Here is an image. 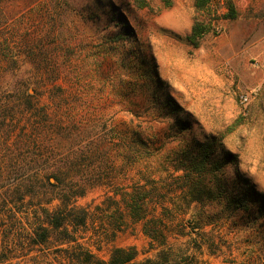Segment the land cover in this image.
Segmentation results:
<instances>
[{"label": "rangeland", "instance_id": "1", "mask_svg": "<svg viewBox=\"0 0 264 264\" xmlns=\"http://www.w3.org/2000/svg\"><path fill=\"white\" fill-rule=\"evenodd\" d=\"M234 7L236 18L225 19V0H214V29L192 49L185 37L194 0H0V207L3 199L16 200L11 193L28 176L39 188L33 200L9 205L24 213L0 214V264H74L67 257L79 245L103 260L113 247H134L130 264H161L140 225L114 215L108 200L110 190L125 184L130 138L141 137L152 153L134 171L148 164L155 178L173 172L178 152L221 139L220 152L237 158L229 174L264 195V23L253 20L264 15L253 14L244 0ZM102 143L114 169L101 165L94 149L81 170L108 181L75 200L89 214L87 227L70 247L59 236L31 245L43 185L53 175L64 184L82 178L76 156ZM206 210L215 217L211 225L171 234L173 260L264 264L258 205ZM197 212L192 205L184 218Z\"/></svg>", "mask_w": 264, "mask_h": 264}, {"label": "trees", "instance_id": "2", "mask_svg": "<svg viewBox=\"0 0 264 264\" xmlns=\"http://www.w3.org/2000/svg\"><path fill=\"white\" fill-rule=\"evenodd\" d=\"M213 1L194 0L196 16L189 34L185 37L192 49H198L203 38L214 29L217 16H211L209 12ZM225 8L227 12L223 17L235 19L237 11L232 0H225ZM202 13H206L208 17L199 18ZM119 38L112 41H117ZM182 129H185L183 124ZM112 146V149L118 153L117 157L124 158L119 154L121 151L119 145L112 144ZM127 147L124 159L128 165L125 175L123 174L125 184L121 188L110 190L108 200L113 205L114 215H124L130 224L140 225L141 233L147 238L149 248L157 249V258L161 260V264H185L173 260L170 236L171 234L191 235L203 230L206 225H211L215 217L206 210L207 207L223 204L234 213L249 211L258 205L260 215H264V195L257 192L255 187L244 178L232 177L229 174V168L232 163H237V158L230 153L220 152L223 151L221 139L214 137L204 143L196 142L194 149L178 152L172 160L173 172L159 178L153 177L151 171H146L151 167L148 164L134 171L139 160L152 156L145 140L141 137L130 138ZM94 149L101 153L100 164L114 169L113 163L108 158L110 149L107 144L102 143L95 144L94 148H89L76 156V169H78L76 177L79 174L82 177L76 179V182L64 184L59 176H51L50 181L48 179L47 184L43 185L42 194L45 200L40 199L37 204L39 208L32 212L39 222L32 229L29 239L31 245L43 246L54 236H59L60 244L70 247L76 241V234L87 227L89 214L85 208L76 206L75 200L84 196L91 188L104 187L105 181H108L102 178L101 172L87 174L81 170L84 159L92 155ZM37 188L31 176L19 181L16 192L11 193L18 194L16 200L3 199L0 214L24 213L9 205L21 203L25 197L33 200L38 196ZM54 202L53 208H50ZM192 205L198 206L197 215L192 219H185ZM212 243L205 245L209 249L214 245ZM136 256L137 250L134 247H113L108 260H103L88 248L79 245L78 249L67 258L74 264H130ZM187 259L190 260L189 264H196L194 258Z\"/></svg>", "mask_w": 264, "mask_h": 264}, {"label": "crops", "instance_id": "3", "mask_svg": "<svg viewBox=\"0 0 264 264\" xmlns=\"http://www.w3.org/2000/svg\"><path fill=\"white\" fill-rule=\"evenodd\" d=\"M233 3H237L238 0H232ZM245 3L249 6V9L252 11L253 14H263L264 15V0H244ZM254 16V15H253ZM253 20L255 22H263L264 23V17H257L254 16ZM258 43H262L261 41H258Z\"/></svg>", "mask_w": 264, "mask_h": 264}, {"label": "built area", "instance_id": "4", "mask_svg": "<svg viewBox=\"0 0 264 264\" xmlns=\"http://www.w3.org/2000/svg\"><path fill=\"white\" fill-rule=\"evenodd\" d=\"M246 101H247V97L242 96V97H241V102L244 103V102H246Z\"/></svg>", "mask_w": 264, "mask_h": 264}]
</instances>
